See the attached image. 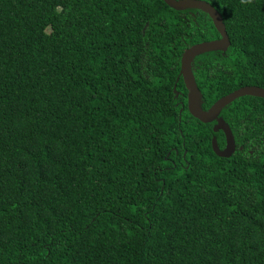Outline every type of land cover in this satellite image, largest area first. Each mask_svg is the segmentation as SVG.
Returning a JSON list of instances; mask_svg holds the SVG:
<instances>
[{
    "label": "trees",
    "instance_id": "16d2710c",
    "mask_svg": "<svg viewBox=\"0 0 264 264\" xmlns=\"http://www.w3.org/2000/svg\"><path fill=\"white\" fill-rule=\"evenodd\" d=\"M205 1L231 45L192 62L203 110L264 88V0ZM219 36L164 0H0V264H264V98L222 109L221 157L179 76Z\"/></svg>",
    "mask_w": 264,
    "mask_h": 264
},
{
    "label": "water",
    "instance_id": "95a60500",
    "mask_svg": "<svg viewBox=\"0 0 264 264\" xmlns=\"http://www.w3.org/2000/svg\"><path fill=\"white\" fill-rule=\"evenodd\" d=\"M169 6L175 9L200 8L207 12L213 24L220 33V38L196 43L185 49L181 57V71L185 85L188 89V108L193 116L202 122L209 123L216 121L213 129L215 132L223 131L226 137V144L220 148L217 138H212V146L215 153L221 157H230L236 150L234 135L228 123L220 116L222 109L239 97L250 95L264 97V88L258 86H242L235 91L219 98L208 109L201 108L202 96L192 70L194 58L202 53L217 50L226 51L230 45V39L226 30L222 15L207 1L204 0H164Z\"/></svg>",
    "mask_w": 264,
    "mask_h": 264
},
{
    "label": "clouds",
    "instance_id": "9594fccd",
    "mask_svg": "<svg viewBox=\"0 0 264 264\" xmlns=\"http://www.w3.org/2000/svg\"><path fill=\"white\" fill-rule=\"evenodd\" d=\"M205 1V0H204ZM165 2V1H164ZM208 2V1H207ZM166 3V2H165ZM208 3H210V2H208ZM167 4V3H166ZM220 14H221V12L212 4V3H210ZM171 7V6H170ZM172 8V7H171ZM173 9H175V8H173ZM188 10L189 9H194V10H200V11H202V12H204V13H206L208 16H209V14L207 13V12H205L204 10H202V9H200V8H187ZM187 9H175V10H187ZM222 15V14H221ZM210 17V16H209ZM223 17V16H222ZM210 19H211V17H210ZM212 20V19H211ZM223 21H224V18H223ZM213 22V21H212ZM225 23V22H224ZM214 25V24H213ZM225 26H226V24H225ZM215 27V26H214ZM216 29V28H215ZM217 30V29H216ZM226 30H227V28H226ZM218 32V31H217ZM219 33V32H218ZM227 33H228V31H227ZM219 35H220V33H219ZM228 36H229V33H228ZM217 38H220V36L219 37H217ZM217 38H213V39H217ZM213 39H211V40H213ZM229 39H230V36H229ZM206 41H208V40H206ZM203 42V41H202ZM200 43V42H199ZM194 45V44H193ZM230 45H231V39H230ZM230 45H229V47H230ZM228 47V48H229ZM228 50V49H227ZM226 50V51H227ZM185 51V50H184ZM218 51H221V52H226V51H223V50H217V52ZM213 52V51H212ZM214 52H216V51H214ZM203 54V53H202ZM192 70H193V68H192ZM180 71H181V69H180ZM179 76H181L182 78H183V75H181L180 74V72H179ZM177 77L176 78V83H175V86H174V92H175V96L176 97H178L179 96V94H180V92L177 90V84H178V80H179V78L180 77ZM196 79V78H195ZM183 80H184V78H183ZM185 83V82H184ZM186 86V85H185ZM246 86H250V85H246ZM261 88H263V87H261ZM186 89H187V87H186ZM187 94H188V89H187ZM264 98V97H263ZM232 103V102H231ZM187 107H188V98H187ZM226 107V106H225ZM182 110V109H181ZM188 110H189V108H188ZM189 112H190V110H189ZM191 113V112H190ZM192 114V113H191ZM195 117V116H194ZM223 118V117H222ZM213 122H215L216 123V121H213ZM226 122V121H225ZM215 125V124H214ZM229 125V124H228ZM222 131V130H221ZM224 133V132H223ZM233 133V132H232ZM234 135V134H233ZM225 139H226V137H225ZM234 139H235V137H234ZM218 141V140H217ZM235 143H236V140H235ZM219 144V143H218ZM225 144H226V141H225ZM225 147V146H224ZM221 149H223V148H221ZM215 152V151H214ZM227 158V157H226ZM0 168L1 169H5V168H7V166H4V165H1L0 166Z\"/></svg>",
    "mask_w": 264,
    "mask_h": 264
}]
</instances>
